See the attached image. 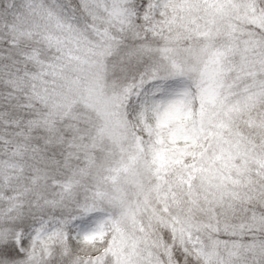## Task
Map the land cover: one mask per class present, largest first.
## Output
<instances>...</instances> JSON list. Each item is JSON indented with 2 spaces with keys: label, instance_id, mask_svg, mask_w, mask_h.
Instances as JSON below:
<instances>
[{
  "label": "trees",
  "instance_id": "1",
  "mask_svg": "<svg viewBox=\"0 0 264 264\" xmlns=\"http://www.w3.org/2000/svg\"><path fill=\"white\" fill-rule=\"evenodd\" d=\"M239 1L264 13V0ZM81 2L89 6L86 15L78 10ZM140 2L0 0V12L20 11L21 4L27 11L10 30L11 40L0 39V75L6 65L8 91L17 105L0 104V121L6 107L11 111L6 124L0 122V207L6 202L9 210L19 207L21 195L35 183L37 137L51 141V152L61 161L62 152L73 164L83 154L112 159L109 186L122 187L153 159L162 167L195 143L193 135L222 105L240 110L264 94V71L255 72L256 83L246 74L222 71L230 50L243 45L252 51L237 58L264 63V56L257 57L264 54V28L253 29L232 15L236 22L220 40L210 28L217 0H149L160 5L157 17L147 37L136 41L132 5ZM220 24L213 27L218 31ZM216 52L227 54L213 61L220 64L217 73L206 75L199 58ZM156 77L166 84L164 97L174 98L180 111L160 123L154 114L160 99L152 98L159 91L151 83Z\"/></svg>",
  "mask_w": 264,
  "mask_h": 264
},
{
  "label": "snow or ice",
  "instance_id": "2",
  "mask_svg": "<svg viewBox=\"0 0 264 264\" xmlns=\"http://www.w3.org/2000/svg\"><path fill=\"white\" fill-rule=\"evenodd\" d=\"M18 7L0 12V39L27 16ZM159 7L132 5L134 40L147 37ZM4 68L0 104L14 108ZM151 83L153 99L167 95L161 78ZM10 115L6 107L0 122ZM37 139L35 183L19 207H0V264H264V94L240 110L222 105L195 143L122 187L109 186L112 159L83 154L73 164L62 152L61 161Z\"/></svg>",
  "mask_w": 264,
  "mask_h": 264
},
{
  "label": "rangeland",
  "instance_id": "3",
  "mask_svg": "<svg viewBox=\"0 0 264 264\" xmlns=\"http://www.w3.org/2000/svg\"><path fill=\"white\" fill-rule=\"evenodd\" d=\"M217 4L212 8H210V10H212L213 16L215 15V23L211 24L210 23V28L213 30L214 34H217V37H219L220 40H225V32L226 30H231V26L234 25V23L236 21H234L233 19H231L230 16L235 17L237 19H240L241 21L244 20L246 21V23H248L249 25H251L253 27V29H256V27H260V28H264V13L255 9H252L250 7V5L246 4V3H240L239 0H217ZM219 7V8H218ZM217 9L218 12H215L214 9ZM227 10V12H226ZM220 20V29H218L215 26V24ZM224 24V25H223ZM224 27H221V26ZM225 28V29H224ZM253 29L250 31V33L252 34ZM253 35V34H252ZM214 36V35H213ZM245 39H246V43L247 46H249L250 44V39L247 35H245ZM235 44V42H232L231 44H229V46H233ZM256 45L258 47H262V45L260 46L259 43L256 42ZM232 48V47H231ZM230 51H234L233 55L229 54V56L225 57V61H224V66L222 71H227L229 70V76L232 77L233 73L237 74L238 76H242L246 74V79H251L253 77V75L255 76V72L262 70L264 71V63L262 60L259 61H255V60H244V59H239L237 58L239 52H241L240 54H242V57L244 56L245 53L249 54L248 52H251L252 50L249 48H246L245 45H243V48H239V50H230ZM237 51V52H235ZM224 52H216V54H202V56L199 58L200 60V66L204 71V73L206 75H211L212 73H217V69L219 68L220 64H213V61H215V59L219 56V54H223ZM227 54V53H224ZM264 56V54H258V58ZM209 64H211L213 66V69L209 67ZM251 64V65H250ZM250 65V66H248ZM248 66V67H247ZM261 67V68H260ZM198 67H193L192 69H197ZM234 69V70H233ZM233 70V71H232ZM251 81H254L256 83V80L254 79V77L251 79ZM210 83H217L215 80H211ZM208 90L210 91V98L215 99V96L217 95L215 88L210 86L208 88ZM222 97H224V94L222 95ZM221 97V98H222ZM180 112L178 110V105H177V101L172 98V97H164L162 99L159 100V103L156 107V111H155V121L156 123H160L163 120L170 118V117H175V116H179L180 114L178 113ZM107 125H109V123H106ZM116 125V124H115ZM117 130H119L117 128V126H115ZM120 128V127H119ZM125 157H129L127 154ZM118 161V160H117Z\"/></svg>",
  "mask_w": 264,
  "mask_h": 264
}]
</instances>
